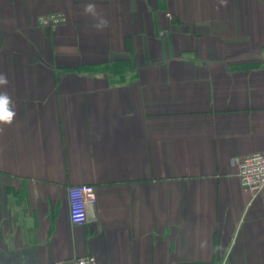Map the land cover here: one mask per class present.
Wrapping results in <instances>:
<instances>
[{
    "label": "crops",
    "instance_id": "1",
    "mask_svg": "<svg viewBox=\"0 0 264 264\" xmlns=\"http://www.w3.org/2000/svg\"><path fill=\"white\" fill-rule=\"evenodd\" d=\"M0 74V264H264V0H0Z\"/></svg>",
    "mask_w": 264,
    "mask_h": 264
},
{
    "label": "built area",
    "instance_id": "2",
    "mask_svg": "<svg viewBox=\"0 0 264 264\" xmlns=\"http://www.w3.org/2000/svg\"><path fill=\"white\" fill-rule=\"evenodd\" d=\"M42 27H55L66 22L62 13L42 15L38 18ZM241 186L251 192L254 197L264 190V152L251 155L236 162ZM97 202L94 185L82 184L69 188L70 215L74 225H84L88 219V208ZM94 256H86L62 261L57 264H96Z\"/></svg>",
    "mask_w": 264,
    "mask_h": 264
},
{
    "label": "clouds",
    "instance_id": "3",
    "mask_svg": "<svg viewBox=\"0 0 264 264\" xmlns=\"http://www.w3.org/2000/svg\"><path fill=\"white\" fill-rule=\"evenodd\" d=\"M84 11L86 14H90L92 16H96V5L94 3H88L84 7ZM107 20L101 18L99 23L96 24L98 29H102L107 26ZM8 84L7 78L0 74V86H5ZM16 115L14 110V103L11 97L6 92H0V124H11ZM2 130V129H0Z\"/></svg>",
    "mask_w": 264,
    "mask_h": 264
},
{
    "label": "water",
    "instance_id": "4",
    "mask_svg": "<svg viewBox=\"0 0 264 264\" xmlns=\"http://www.w3.org/2000/svg\"><path fill=\"white\" fill-rule=\"evenodd\" d=\"M90 207V206H89Z\"/></svg>",
    "mask_w": 264,
    "mask_h": 264
}]
</instances>
